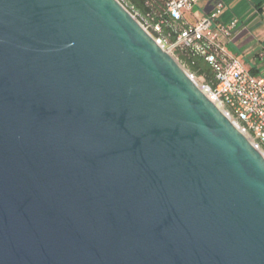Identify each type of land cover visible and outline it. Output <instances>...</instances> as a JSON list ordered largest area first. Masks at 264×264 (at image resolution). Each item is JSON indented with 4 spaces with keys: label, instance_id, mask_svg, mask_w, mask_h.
<instances>
[{
    "label": "water",
    "instance_id": "1",
    "mask_svg": "<svg viewBox=\"0 0 264 264\" xmlns=\"http://www.w3.org/2000/svg\"><path fill=\"white\" fill-rule=\"evenodd\" d=\"M0 264H264V157L119 0H0Z\"/></svg>",
    "mask_w": 264,
    "mask_h": 264
},
{
    "label": "built area",
    "instance_id": "2",
    "mask_svg": "<svg viewBox=\"0 0 264 264\" xmlns=\"http://www.w3.org/2000/svg\"><path fill=\"white\" fill-rule=\"evenodd\" d=\"M202 1L168 0L167 14L182 25H175L169 33V38L175 36L172 43L162 37L154 38L183 68L185 64L178 57V51L206 59L214 72L212 83H198L196 75L186 71L190 79L264 157V77L253 74L228 52L227 44L238 34L239 22L220 21L223 0H218L215 9L196 23L187 21L186 16ZM163 25L164 20L143 26L149 33L150 30L160 33Z\"/></svg>",
    "mask_w": 264,
    "mask_h": 264
},
{
    "label": "crops",
    "instance_id": "3",
    "mask_svg": "<svg viewBox=\"0 0 264 264\" xmlns=\"http://www.w3.org/2000/svg\"><path fill=\"white\" fill-rule=\"evenodd\" d=\"M218 0H204L198 11L186 19L194 24L212 12ZM220 21L229 24L238 20V34L227 44L228 52L239 58L253 74L264 77V0H223Z\"/></svg>",
    "mask_w": 264,
    "mask_h": 264
},
{
    "label": "trees",
    "instance_id": "4",
    "mask_svg": "<svg viewBox=\"0 0 264 264\" xmlns=\"http://www.w3.org/2000/svg\"><path fill=\"white\" fill-rule=\"evenodd\" d=\"M129 9L142 20L143 25H155L164 20L163 29L160 33L150 30L155 38L162 37L167 43L175 41V36L168 37L175 25H182L167 14L168 0H126ZM122 3V2H121ZM123 5L125 3H122ZM125 6V5H124ZM126 7V6H125ZM178 57L195 74L206 78L207 83L214 80V72L211 65L203 57H194L181 51L177 52Z\"/></svg>",
    "mask_w": 264,
    "mask_h": 264
},
{
    "label": "rangeland",
    "instance_id": "5",
    "mask_svg": "<svg viewBox=\"0 0 264 264\" xmlns=\"http://www.w3.org/2000/svg\"><path fill=\"white\" fill-rule=\"evenodd\" d=\"M119 1L122 2V3H125L124 5H125L126 8L132 13V15H134V16L136 17V19H138V21H140L141 24H143V23L141 22L142 20H140V18H139L138 16H136L135 13L131 11V9H129L128 4H127L128 2H127L126 0H119ZM197 11H198V8L195 7V8L193 9L192 12L195 13V12H197ZM184 69H185L187 72L193 73V72L189 69V67H188L187 65H185ZM196 77H197L196 81H197L198 83H203V82H206V83H207V80H206L205 77H203V76H199V75H196Z\"/></svg>",
    "mask_w": 264,
    "mask_h": 264
},
{
    "label": "bare ground",
    "instance_id": "6",
    "mask_svg": "<svg viewBox=\"0 0 264 264\" xmlns=\"http://www.w3.org/2000/svg\"><path fill=\"white\" fill-rule=\"evenodd\" d=\"M219 109H221L219 106H217ZM247 140H249L251 142V140L249 138H247Z\"/></svg>",
    "mask_w": 264,
    "mask_h": 264
}]
</instances>
